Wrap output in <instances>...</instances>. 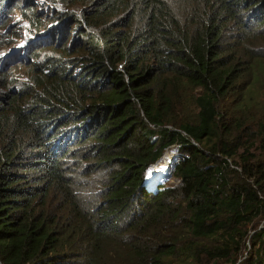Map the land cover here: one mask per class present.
<instances>
[{"label":"trees","instance_id":"obj_1","mask_svg":"<svg viewBox=\"0 0 264 264\" xmlns=\"http://www.w3.org/2000/svg\"><path fill=\"white\" fill-rule=\"evenodd\" d=\"M55 3L0 69V264H264V0Z\"/></svg>","mask_w":264,"mask_h":264},{"label":"rangeland","instance_id":"obj_2","mask_svg":"<svg viewBox=\"0 0 264 264\" xmlns=\"http://www.w3.org/2000/svg\"><path fill=\"white\" fill-rule=\"evenodd\" d=\"M55 1L56 0H12L8 4L3 15H0V69L6 77L8 86L17 89L32 78L33 74L29 67V63L34 61V59L33 56H31L32 54L29 55V53L32 51V47H36V45L33 44L37 41L38 43L40 41L41 44H46V41H43L45 37L41 35L46 32V29L44 28L39 31L35 30L27 20L28 13L25 15L22 11L31 5L35 6L36 12L40 14L41 22L44 23L47 28L49 25L55 24L51 23L56 18V14L54 13L63 9V7L55 3ZM71 9L74 10L73 8ZM46 53L51 54L53 52L48 49ZM60 53L61 51H59V54ZM174 156V147L165 151L164 158L160 163L164 164L162 167L164 170H168L170 163L172 165ZM158 165L159 164L154 167ZM154 167L151 168V172ZM167 173L166 176L163 174L164 181L162 184H176L178 180L173 176V170L169 168Z\"/></svg>","mask_w":264,"mask_h":264},{"label":"bare ground","instance_id":"obj_3","mask_svg":"<svg viewBox=\"0 0 264 264\" xmlns=\"http://www.w3.org/2000/svg\"><path fill=\"white\" fill-rule=\"evenodd\" d=\"M156 165H157V164H156ZM156 165H154V166H156ZM159 165H160V164H159ZM159 165H158V166H159ZM154 166H153V167H154ZM158 166H157V167H154V169H153L152 171H155V169H157ZM153 167H152V168H153ZM165 168H166V166H165ZM169 168H170V164H169ZM169 168H168V170H169ZM168 170H167V171H168ZM167 171L164 173V176H166V175L168 174ZM150 173H151V171L149 172V174H150ZM149 174H148V175H149ZM165 178H166V177H165ZM147 180H148V176H147ZM162 181H164V178L162 179ZM162 181H159V182H162ZM146 183H147V185H149V183H148L147 181H146Z\"/></svg>","mask_w":264,"mask_h":264},{"label":"clouds","instance_id":"obj_4","mask_svg":"<svg viewBox=\"0 0 264 264\" xmlns=\"http://www.w3.org/2000/svg\"><path fill=\"white\" fill-rule=\"evenodd\" d=\"M41 35H42V34H41ZM163 158H164V157H163ZM162 160H163V159H162ZM162 160H161V161H162ZM161 161H160V162H158V163H156V164H160V163H161ZM156 164H154V165H156ZM154 165H153V166H154ZM153 166H152V167H153ZM152 167H151V168H152ZM151 168L149 169L148 173L146 174V177L148 176L149 172L151 171Z\"/></svg>","mask_w":264,"mask_h":264}]
</instances>
